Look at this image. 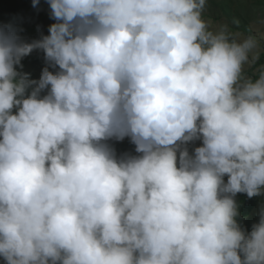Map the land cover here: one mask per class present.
Masks as SVG:
<instances>
[{
    "label": "clouds",
    "instance_id": "clouds-1",
    "mask_svg": "<svg viewBox=\"0 0 264 264\" xmlns=\"http://www.w3.org/2000/svg\"><path fill=\"white\" fill-rule=\"evenodd\" d=\"M46 3L47 34L0 25L4 264H264L236 200L264 196L256 37L207 0Z\"/></svg>",
    "mask_w": 264,
    "mask_h": 264
},
{
    "label": "rangeland",
    "instance_id": "rangeland-1",
    "mask_svg": "<svg viewBox=\"0 0 264 264\" xmlns=\"http://www.w3.org/2000/svg\"><path fill=\"white\" fill-rule=\"evenodd\" d=\"M27 1V0H22ZM32 6V0H29ZM33 7V6H32ZM203 19L209 22L210 27L215 29L218 25L228 24L229 30L233 33L239 32L244 35H253L259 41V59L264 53V0H207L206 8L203 12ZM239 21V23H235ZM54 21L49 18V8L46 0H40V4L37 8L33 7V15L29 16L26 23L17 28L21 30V35L28 39L38 38L40 33L47 34L48 26ZM0 18V25H5ZM34 54V62H29L24 67V71L32 74L33 78H38L41 72L44 62L41 53ZM37 56V57H36ZM39 58V60H38ZM39 61V62H38ZM255 63V64H256ZM255 64L246 66V74L255 76L258 73V67ZM114 146L118 153L126 151H133L134 146L125 139L123 142H116ZM259 197V206L247 220L249 222L258 221V212L262 204H264V196ZM237 203L239 201V195L236 196ZM0 264H4L2 258H0Z\"/></svg>",
    "mask_w": 264,
    "mask_h": 264
},
{
    "label": "trees",
    "instance_id": "trees-1",
    "mask_svg": "<svg viewBox=\"0 0 264 264\" xmlns=\"http://www.w3.org/2000/svg\"><path fill=\"white\" fill-rule=\"evenodd\" d=\"M31 15H33V7L31 6L29 0L27 1L0 0V18L7 24H12L16 27L22 26L26 23L28 17ZM34 54H37V52H34L31 56L26 57L23 60L24 67L27 66L29 62L31 63L33 62L35 64V62L33 61ZM40 57H41V53H40ZM262 64H264V53L260 58V60L255 64V67L260 68ZM238 195H239L238 205L241 213L239 218L240 223L248 231H251V227L253 223H256L258 221L252 223L247 220L251 217V215L259 206V197L257 196L250 199L245 194H238Z\"/></svg>",
    "mask_w": 264,
    "mask_h": 264
}]
</instances>
